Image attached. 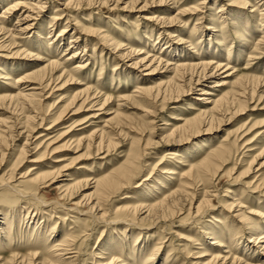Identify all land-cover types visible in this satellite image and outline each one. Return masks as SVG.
Returning <instances> with one entry per match:
<instances>
[{"label": "rangeland", "instance_id": "1", "mask_svg": "<svg viewBox=\"0 0 264 264\" xmlns=\"http://www.w3.org/2000/svg\"><path fill=\"white\" fill-rule=\"evenodd\" d=\"M15 1L28 5L25 7L27 9L37 2L0 0V15L3 8L13 5ZM44 1L46 4L38 17L39 24L27 35L16 37L18 47L8 49V39H3L6 47L0 48V62L5 64L4 70L11 74L10 78L34 71L44 66L46 60L55 59L62 63L71 51H78L81 59L65 61L68 70L80 60L84 62L91 57L86 68L76 74L65 89L42 92L32 101L34 107L22 105V100L0 101V121L5 125L3 128L0 126L3 131H0V223L3 224H0V261H8L13 255L28 258L32 251H45L44 241L50 243L64 235H71L78 239L72 246L76 257L70 264H164L168 261V264H206L209 255L214 252L220 253L221 257L228 256L225 264H231L232 258L239 260L237 264H264V249L254 241L255 237L264 234V193L261 188L254 190L259 176H264V99L249 101L241 113H235V106L229 114L216 115L212 122L206 118V124L200 126L199 130L183 132L170 142L164 138L181 123L171 119V116L190 118L198 111H208L211 106L205 102L209 99L232 97L242 80L247 79L246 83L254 86L257 78L264 77V48L258 54L253 53L256 40L264 36V27L256 25L264 15L250 13L251 7L243 9L239 5H226V0H190L188 4L167 1L162 6L157 5L159 0H147L146 3L139 0L133 10L126 7L133 0H121L116 10H111V6L105 8L97 5L96 8L75 11L63 6L70 0ZM200 1H205V4L195 13L192 8ZM253 4H257L259 11L264 8V0H252L250 6ZM221 8H224L223 12ZM180 11L185 13L179 15ZM24 12V8L10 11V14L2 15L0 23L4 29H16L17 17L22 19V15H26ZM260 13L263 14V11ZM55 15H62V21H55L51 32L48 26ZM156 18L177 21L163 25L154 21ZM261 20L264 21V18ZM65 25L68 26L65 36L57 45L50 46L48 38L40 41L36 38V32L43 30L45 33L51 32V37L57 36ZM80 28H100L113 41L121 43L122 50L113 52L109 47L97 45L93 53L95 42L87 48L84 56L82 43L79 44L80 50L76 49L77 44L69 50V40L77 36ZM56 47L58 50L54 52ZM129 48L137 53L119 58L118 54ZM145 57L160 58L162 63L153 73L132 65ZM199 61L213 64L197 85L194 76L190 84L189 76L182 79L184 82H178V77L173 79V66ZM218 64L222 65L214 70L213 66ZM225 65L230 69H226ZM151 66H156V63ZM9 69L12 73L7 71ZM176 83L181 85V89L171 90ZM165 84L170 90L163 94ZM138 87L152 89L153 95L160 93L156 102L120 101L124 95L134 94ZM87 89L89 95L93 94L100 100L111 97V100L91 126L88 123L79 126L90 114V111H86L88 106L79 109V101L71 106L69 103ZM203 89L209 93L203 96L204 102L198 101ZM15 93L16 88L11 81L0 79V98ZM61 112L66 113L54 126L53 120ZM115 113L120 114V122L117 119L111 121ZM33 116L36 118L32 122L27 120ZM41 118L45 119L42 123ZM104 124L107 127L104 128ZM111 126L113 130H110ZM47 127L51 128L45 130ZM95 127L111 132L108 133L111 136L105 135V142L107 144V136L116 147L109 150L103 147L97 153L95 147L86 152L85 144L79 146V140L88 136ZM222 147L230 148L226 156L211 158L212 153ZM22 149L26 150L23 155ZM130 152L138 153V156L132 154L129 157L131 160L136 158L135 177L114 194L105 210H112L113 213L116 207L153 204L185 182L183 175L189 167L203 163L202 168L206 171L203 183L186 191L194 199L193 214L203 192L210 196L209 210L201 217L187 215L191 203L188 196L187 200L174 206V215L167 216L164 221L140 220L144 216H135L127 223L95 224L94 219L90 218L91 214L83 215L86 211L83 206L85 200L95 193L93 182L114 177ZM172 153L178 156H172ZM32 160H36V165L31 163ZM33 167L38 168L30 171ZM161 167L170 169L174 175H161ZM56 169L61 171V176L49 187L42 188L43 182H36L30 185L34 186L33 189H29L23 183L34 176L32 174ZM30 172L32 174L28 179L22 178ZM69 179L79 182L80 189L75 188L72 191L73 199L67 202L59 198L60 192L55 188ZM231 200L242 203L247 212L259 213L260 230L256 236L250 237L248 230L239 225L237 212H229L227 205L232 203ZM77 202H82V206L74 212L68 211V206ZM30 216L32 222L28 223ZM111 218L113 216L109 221H112ZM54 225L59 230H52ZM24 226H35L37 229L27 230ZM204 233L213 234L216 238L214 241H219L221 247L215 248L211 244L213 241L207 239ZM56 234L58 238L53 239ZM180 237H184V241ZM204 251L208 256L196 255ZM153 252L157 255L153 256Z\"/></svg>", "mask_w": 264, "mask_h": 264}, {"label": "bare ground", "instance_id": "2", "mask_svg": "<svg viewBox=\"0 0 264 264\" xmlns=\"http://www.w3.org/2000/svg\"><path fill=\"white\" fill-rule=\"evenodd\" d=\"M6 1L8 2V0H6ZM120 1L121 0H70L67 3H64L63 6H65L67 9H71L74 11H75V9L80 10L82 8L92 9L97 5H98L97 7H105V8L111 6L112 7L111 10H116V9H118V3ZM138 1L139 0H133V2L131 1V4L127 3L126 7L133 10L135 8L134 5ZM151 1L154 2L155 0H151ZM167 1H171L173 4H177L179 2L182 4H188L190 2V0H159V2H157L158 3L157 5L158 6L165 5ZM259 1H261V0H259ZM144 2L146 3L147 0H144ZM226 2H227L226 5H239V7L243 8V9H245L246 7H251L252 11L250 13H255L257 16H263L264 15V8H262L260 10V11H263V14H262L258 10L257 4L256 5L253 4L252 6H250V4H252V0H226ZM45 4H46L45 1L42 2V0H37V2L33 6L31 5V7H29V9H27L25 7H27L28 5H26L24 3H20L19 1H15V3H13V5H10V6L8 5L6 8H3L4 10L1 13L2 15L10 14V11H14L17 8H24L25 9L24 13H26V15L25 16L22 15V17H21L22 19H20V17H17V18H19V19H17V21L15 23L17 26H15L16 29H13V30L4 29L2 23H0V36H1L0 39H2V41H3L2 43H0L1 50L4 49L6 46L8 47V49H13V48L18 47L19 44L16 45V39H17L16 37L19 35H27L32 29L37 27V25L39 24L38 23V17L41 14L42 10L44 9ZM204 4H205V1H202V2L200 1L199 4L195 5V7L192 8V11H195V13H198V11H199L198 9L201 7V5H204ZM57 11L58 10H56V12ZM189 11L190 10H187L186 12H189ZM220 11L223 12L224 8H221ZM257 11H259V12H257ZM180 12L181 13H179V15L185 13V11H180ZM2 15H0V19H3ZM263 18L260 17V21L257 22L256 25H258L260 27H264V25H263L264 21L261 20ZM51 19L50 20L52 22H49L48 28L51 29L50 31L52 32V29L54 30V26H55L54 22L55 21L56 22L62 21V15H59V16L55 15ZM154 21L160 22V24H163V25L164 24L169 25V24H172L173 22L177 21V19L166 20L164 18H156ZM67 27L68 26L65 25L64 28L60 31V33L57 36H52V37L50 36L51 32L45 33L44 30L43 31H37L36 32L37 33L36 38L38 41L44 40V38L45 39L48 38L49 45L50 46L53 44L55 45L58 41L60 42L61 40H63L62 38H64V36H65L64 34L66 33ZM79 31L80 32H77L78 34L76 37L70 38L69 47H68L69 50H71L75 47L74 44H77L76 49L80 50L79 44L82 43V45H83L82 46V49H83L82 52H84V54H83V56H84L88 52L87 48L91 45L92 42H95L93 47H92L93 53H94L97 45H100L102 47H105V46L109 47V48H111V50L113 52L122 50V47H121L122 44L119 42L113 41V38H111L110 35L103 32L100 28H98L96 30H87L84 28H80ZM4 38L8 39L6 46L4 45V43H6L5 40H3ZM241 40H243V39L241 38ZM49 45H48V47H49ZM262 48H264V36H262L261 39L256 40V44H255L253 53L258 54L260 51H263ZM57 50H58L57 47L54 48V52H57ZM50 51H52V50H50ZM17 52H18V50L15 53H17ZM25 52H27V51H25ZM135 53H137L135 50L129 48L128 50L125 49L124 52H120L118 54V56H119V58L122 59V58H127L131 54H135ZM46 54H48V53L46 52ZM67 55H68V57L66 58L65 61H68L71 59H81V58H79L80 54L78 53V51L77 52L71 51L70 54H67ZM29 57H32V56L29 54ZM90 57H87V59L84 62H82L80 60L78 62V64L75 65L70 70H68L65 61L60 63L59 61H57L55 59L46 60L45 61L46 64L44 66L39 67L38 69L31 71V72H28V73H22L17 78H10L11 74L7 73L5 71L6 70L5 64L0 62V79L5 80V81H11L13 83V87L16 88L15 94L8 95V96L5 95V97L0 98V101H10L11 102L14 100H22V105L26 104L28 106L34 107L33 106L34 103L32 101H34L37 97H40V94L42 92H45L49 89H50V91H53V89H56V90L65 89V87L67 85H69L67 83L72 81L76 74L81 73V71L86 68L88 59ZM147 57H150V56L148 55ZM146 59H147L146 57L143 59H140L139 61L133 63L132 65L134 67H137V66L142 67L146 70L149 69V70H151V73H153V71L157 70L162 63V59H160V58L153 57V59H147V60ZM146 63H148V64L146 65ZM155 63H156V66H151L152 64H155ZM212 64H213L212 62H209L206 64V63L199 61V62H196L193 64H179V65L173 66L172 67V72L174 74L173 79H176L178 77L179 78V79H177V81L179 80L178 82H184V81H182V79H184V77H186V76H189L188 82L190 84V82L193 81V76H194V77H196L195 84L197 85L201 81V79L206 77V73L208 72V70L210 68H212V66H211ZM221 65L222 64H218L216 66H213L214 70H218ZM224 67H227V65H225ZM113 69L115 70L116 68L114 67ZM226 69H230V68L227 67ZM7 71L12 73V71L10 69ZM246 81H247V79L242 80L239 83L240 85L238 87V90L232 95V97H222V98H218L216 100L215 99H209V101H206L205 103L206 104L208 103L211 106V108L208 109V111H198V113L191 116L190 118H188L187 116H184V115L179 116V117H175V118L171 116V119L179 121L181 123H180V125L174 126V128L172 130H170L169 134L166 135V137L164 136L166 141L170 142V140H174V138L176 139V138L180 137L178 135H180L183 132L197 130V129L199 130L200 126L206 124V122H207L206 118H208V121L212 122L216 115L220 116L222 114H229L230 110L234 109L235 106L237 107V110L235 111V113H241L243 110H245L246 104L249 101H252L254 98H257L258 101H261L262 99H264V77L257 78L256 81H254L255 82L254 86H250L248 83H246ZM165 86H166V84H165ZM172 89L174 91L179 90V89H181V85L176 83L171 87V90ZM56 90H54V91H56ZM169 90H170L169 87L166 86L164 88V90L162 91V93L166 94V92ZM260 90H262V91H260ZM33 91H38V93H35ZM88 91H89V89H87L84 93H79L78 95L73 97L69 103V106H71L75 103V101L76 102L79 101L80 102L79 109L85 107V105L88 106L86 111H90V112H88L90 114L88 116H86L87 118L84 119V121L81 122L79 124V126H81L83 124H86V125L89 124V126H91L93 124V120L100 118V116H99L100 114H98V113H100V111L103 110V107H105L106 103H108L111 100V97H104L103 100L102 99L100 100L99 98L95 97L93 94H92L93 96L89 95ZM133 93L134 94L124 95L123 98H120V101H122L124 103L135 101L138 103L141 102L143 104H149L152 102L153 103L156 102V100L160 94V93H158V94L154 93V95H153L152 89H145L142 87H138L137 90L135 89V91ZM205 95H209V93L205 89H203L199 94L200 97L198 98V101L204 102L205 99L203 96H205ZM80 96H82V98ZM79 97H80V100H79ZM162 100H164V102H165V99L163 97H162ZM32 103H33V105H31ZM120 106L122 107V105H120ZM31 107H29V108L31 109ZM95 107H97V109H95ZM33 109H36V108H33ZM189 110H193V108H189ZM65 113L66 112H61L60 115H58L53 120V123H55V124H53L54 126L57 124V121H59V119L62 118V116ZM119 113L118 114L115 113V115L113 116L111 121L113 119H117L119 121V117H120ZM47 116H45V117H47ZM53 116H55V115H53ZM27 117H29V116H27ZM35 118H36V116H33L32 118H27V120H30V122H32V119H35ZM50 118H51V116H50ZM121 118H122V116H121ZM25 119H26V117H25ZM40 120L42 123V121H44L45 119L41 118ZM25 122H27V121H25ZM107 122H109V120ZM3 124L4 123L2 121H0L1 128H3L5 126ZM110 125H112V124H110ZM105 127H107V125L104 124V128ZM50 128L51 127H47V128H45V130H48ZM111 128H112V126H111ZM111 128H110V130H113V128L112 129ZM0 131H2V130H0ZM108 133H111V132H106L105 129H103V128L98 129V127H95L90 132V134L88 136L79 140V146H83V144H85L86 152L90 148L95 147L97 153H100L101 150L104 149L103 147H106L108 150H109V148L116 147V145L111 140H108L107 136H106V138H107V140H106L107 144H106L105 135H107ZM108 135H110V134H108ZM119 135H120V133H119ZM41 136L42 135H40L38 137H41ZM0 137H1V134H0ZM2 137H3V135H2ZM27 137H28V135H27ZM27 139L25 141H27ZM179 140L180 139H178V141L177 140L176 141L179 142ZM105 144H106V146H105ZM147 144H148V142H147ZM24 145H26V144H24ZM40 145H41V143L36 147V149ZM229 150H230V148L227 149L225 147H222L221 149L214 151L212 153L211 158H213V159L224 158L227 154L226 152H229ZM105 151H106V153L108 152L107 150H105ZM25 153H26V150L22 149V155ZM132 154L133 153L130 152V154L127 156V159L125 160V162L120 166V168L118 170H116L114 177H112V178L108 177V178H104L102 180H96L95 182H93V184H94L93 189L95 190V193L93 195L89 196L85 200V203L83 206L86 207V211H85V214H83V215H86V213L91 214L90 218L94 219L93 221L95 224H101V223L102 224H108V223H110V224L115 225L116 223H121V222L127 223V222L133 220V218L135 216L138 218H140L141 216H144L140 220H154V221L163 220L164 221V220H166L167 216L172 217L174 215V212H173L174 206L182 203V201L187 200L186 198H188V196H190V198H191V203L189 205L187 215H190V216L194 215V217H201L202 214H204L207 210H209V208L211 207V205H210L211 201L209 199L210 196L208 197L207 192H203L201 201H199L197 206L194 208L195 210H194V214H193L191 212V209H192V201L194 199H193V197H191L192 194L188 193V191H186L187 189H191L192 186L197 185L198 183L202 182L203 176L206 175V171H204V169L202 168V165H204V163L200 164L196 167H189V169L183 175V179H185V182H182L181 186L178 189H176L175 191H172L169 194L165 195L162 199L158 200L157 202H153V204L151 203V204L145 205L144 203H142L138 206L137 205L134 206L133 208L127 207V206L116 207L115 210L113 211V213L111 212L112 210H110V211H108L109 209L105 210L107 204L109 203L111 198L114 196V194H116V192L118 190L122 189L123 186H127L129 179H131V178L134 179V177H135L133 175V172H134V169L136 168L135 162H134V159H136V158H133V160H131V158H129ZM133 155L138 156V153H134ZM173 155L175 157L178 156L177 153H172V156ZM58 160H60V159H58ZM31 163H35V165H36L37 162H36V160H32ZM54 163H57V162L55 161ZM37 168L38 167H33L30 171H35V170H37ZM160 169L161 170L159 172L163 176L174 175V172L170 171V169H166L164 167H161ZM63 171H65V169ZM60 173H61V171L59 169H56V171L52 170L49 172L39 173V174H32V172H30V174L28 176H27V174H25V176H22V178L28 179L32 174L34 176H32L26 182H23V183L27 184V188L33 189L34 186H30V185L36 184V182H43L42 188H46V187L53 185V183L61 176ZM257 181H258V184L256 186H254L255 187L254 190L261 188L262 189L261 192L264 193V176L260 175L259 178L257 179ZM77 187H78V189H80V183L76 182V181H72L71 179H69V180H64L55 189L58 192H60L59 198L68 202V201H71L73 199L74 194L72 193V191ZM35 188L38 189L39 187L38 188L35 187ZM13 191H14V189H13ZM33 191H35V190H33ZM80 206H82V202H77L73 206H68V208H69L68 211L74 212L76 210V208L80 207ZM227 207H228L229 212L233 211V212L238 213L237 217H236L239 219L238 223L240 226H243V227H245V229L248 230L247 234L250 237L256 236V233L260 230L259 229L260 224H259L258 220H260L261 216L259 215V213L253 212V211L247 212L245 210L246 207L244 205H242V203L235 202V201H232V203L227 205ZM245 214L249 215L251 217H248V216L246 217ZM110 216H113V219L111 218L112 221H109ZM252 218H254V219H252ZM30 219H31V216L28 219V221H29L28 223L32 222V219L31 220ZM57 219H59V218L57 217ZM1 225H3V224H1ZM24 228L27 230L32 229L33 231L37 229L35 226H33V227L24 226ZM52 230L57 231L59 229L57 227H55V225H54ZM202 233H203V231H202ZM204 234L207 235V237H206L207 239L213 241L211 244L215 245V248L221 247V244L219 241H214V240H216V238L213 237L214 236L213 234H210V233H204ZM58 236L59 235H57V234L54 235L53 239L58 238ZM77 239L78 238L72 237L71 235H64L60 239H58L54 242L51 241L50 243H48V240H47V241H44V244H43L45 251H41V252L32 251V253L29 254L28 258H26L25 256L18 257V255H13L8 261L1 260L0 264H25L26 262H28L27 264H63V263L70 264V262H73L75 257H76V253L74 254V252H72V250H74L72 248V246L74 245L75 240L77 241ZM179 239L184 241V237H180ZM254 241L256 242V244H260V246L264 249V234H261L259 237H255ZM157 245H159V244H157ZM154 250L155 251L157 250L155 248V246H154ZM156 252L158 253V250ZM157 253H154L153 256L154 255L156 256ZM224 253H227V252H224ZM198 254H201L202 255L201 257L208 256V253L205 251L201 252V253H197L196 255H198ZM209 256H210L209 257L210 259L206 264H225L226 263L225 261L228 259V256L221 257L220 253H217V252L211 253ZM150 257H149V260H150ZM151 258H153V257H151ZM232 260L233 261L231 264H237L239 262V260H236L234 258H232ZM110 261H111L110 263H113V260H110ZM168 262H165L164 264H168ZM244 264H248V263L244 262Z\"/></svg>", "mask_w": 264, "mask_h": 264}]
</instances>
